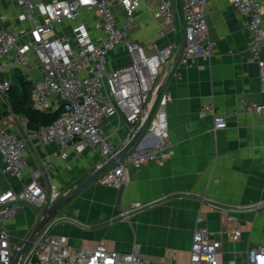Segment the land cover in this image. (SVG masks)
<instances>
[{
  "label": "crops",
  "instance_id": "obj_1",
  "mask_svg": "<svg viewBox=\"0 0 264 264\" xmlns=\"http://www.w3.org/2000/svg\"><path fill=\"white\" fill-rule=\"evenodd\" d=\"M259 1L264 11V0ZM115 12L123 24L122 7L116 6ZM17 13L15 1L0 0V28L13 31L18 25ZM206 18L210 38L216 43L214 57L183 63L175 53L158 79L156 93L164 84L161 94L171 97L167 107L171 156L129 167L128 184L120 189L101 183L103 173L66 204L56 217L59 222L45 231L64 236L75 248H93L103 241L112 251L127 253L137 247L143 256L163 263L188 264L196 219L201 216L211 238L223 243L220 264H248L249 247L264 246V117L247 113L241 105L242 101L264 103L259 67L249 50V20L236 11L232 0H207ZM136 20V26L127 33L129 40L145 46L180 43L179 15L177 31L172 32L167 24L152 17L144 1ZM79 22L87 23L93 36L102 34L97 12L89 10L60 26L57 33L69 34ZM128 63L123 46L109 54L111 70ZM24 75L32 83L40 78L34 62ZM1 98L2 110L7 112H0L4 116L0 122L8 118L9 130L26 138L31 131L26 119L10 112L7 94ZM209 107L216 115L227 117L226 129L214 130ZM103 130L118 153L132 139L128 125L119 116L105 119ZM26 157L29 169L20 181L3 174L0 154V193L21 191L31 174L41 171L40 182L49 189L55 186L61 197L107 162L100 150L91 146L82 153L70 150L64 160L57 144L43 145L36 140L28 141ZM135 203L144 207L123 217L122 213ZM42 210L22 205L7 223L13 241L22 245ZM233 230L241 233L237 242L226 237Z\"/></svg>",
  "mask_w": 264,
  "mask_h": 264
},
{
  "label": "built area",
  "instance_id": "obj_2",
  "mask_svg": "<svg viewBox=\"0 0 264 264\" xmlns=\"http://www.w3.org/2000/svg\"><path fill=\"white\" fill-rule=\"evenodd\" d=\"M18 6L17 26L11 31L0 28V97L14 83V72H29L31 64L40 75L33 80L31 99L34 108L42 112L60 111L50 125L28 132L21 137L9 130L8 121L0 122V154L4 175L23 180L29 163L26 150L29 140L43 145L57 144L62 159L75 149L82 153L91 146L100 150L105 161L113 158L118 149L104 134V121L113 116L122 117L132 137L142 125L149 103L156 94L162 68L175 53L183 63L198 58L212 59L216 43L210 38L206 18L207 0H180L183 43L147 46L131 41L127 33L137 24L136 13L145 1L156 21H163L172 32L177 31L176 0H11ZM236 11L248 18L252 33L250 53L260 71L264 87V11L259 0H232ZM125 13L119 23L115 7ZM83 10L96 11L102 34L95 37L89 25L79 22L71 33H57L66 22L76 21ZM123 46L129 57L126 66L109 69V54ZM171 100L161 94L141 140L124 158L117 161L100 178L104 185L120 189L128 184L129 167L166 160L171 156L173 142L169 135L167 107ZM250 114L264 117V103L241 102ZM214 130L228 127L226 116L216 115L212 107ZM41 171L31 174V180L21 191L8 189L0 193V264H12L21 243L15 242L7 223L15 218L23 204L43 209L48 202L60 197L55 186H44ZM260 206V204L258 205ZM135 203L122 213L128 217L132 211L143 208ZM241 233H226L237 242ZM33 247L36 252L29 264H166L140 253L139 248L121 253L108 249L105 242L93 248H75L64 236L44 231ZM223 243L213 240L203 217L198 216L193 233L188 264H220ZM248 264H264V246H251L246 252Z\"/></svg>",
  "mask_w": 264,
  "mask_h": 264
},
{
  "label": "water",
  "instance_id": "obj_3",
  "mask_svg": "<svg viewBox=\"0 0 264 264\" xmlns=\"http://www.w3.org/2000/svg\"><path fill=\"white\" fill-rule=\"evenodd\" d=\"M30 1H42V0H30ZM177 2V11L180 17L181 22V40L180 44L183 43V28H182V17L180 11V0H176ZM164 84H162L157 91L151 107L148 109L147 115L145 120L143 121L142 125L139 127L137 132L134 134L130 142L113 158L102 164L98 167L91 175H89L84 181L74 187L71 191L59 197L55 202L50 203L48 202L47 205L43 208L41 216L33 228L30 235L24 239L22 245L20 246L19 250L15 254L12 264H21L25 260V264H29L35 255L36 247H33L34 244L37 242L39 237L45 231V229L50 225L53 227L54 225L59 222L56 220V217L60 213L61 209L68 204L75 196H77L84 188L88 185L93 183L97 180L103 173H105L112 165H114L117 161L122 159L129 151H131L134 146L141 140L142 136L144 135L146 128L149 124L151 116L155 110L156 104L158 99L163 91ZM3 100L0 97V111L4 114L7 111H3ZM55 220V221H54ZM54 221V222H53ZM53 222V223H52Z\"/></svg>",
  "mask_w": 264,
  "mask_h": 264
},
{
  "label": "trees",
  "instance_id": "obj_4",
  "mask_svg": "<svg viewBox=\"0 0 264 264\" xmlns=\"http://www.w3.org/2000/svg\"><path fill=\"white\" fill-rule=\"evenodd\" d=\"M32 87L33 83L26 78L20 69H16L14 72V83L6 94L10 112L25 118L29 130H36L42 126L52 124L60 116L61 112H42L35 109L31 99ZM3 117L0 113V120Z\"/></svg>",
  "mask_w": 264,
  "mask_h": 264
},
{
  "label": "rangeland",
  "instance_id": "obj_5",
  "mask_svg": "<svg viewBox=\"0 0 264 264\" xmlns=\"http://www.w3.org/2000/svg\"><path fill=\"white\" fill-rule=\"evenodd\" d=\"M21 264H25V260Z\"/></svg>",
  "mask_w": 264,
  "mask_h": 264
}]
</instances>
